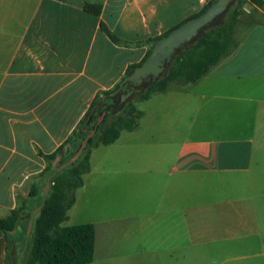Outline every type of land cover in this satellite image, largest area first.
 Here are the masks:
<instances>
[{"label": "crops", "instance_id": "0c3cea01", "mask_svg": "<svg viewBox=\"0 0 264 264\" xmlns=\"http://www.w3.org/2000/svg\"><path fill=\"white\" fill-rule=\"evenodd\" d=\"M84 1L100 3V14L86 12ZM207 1L0 0V217L20 208L13 237L37 210L31 212L44 195L46 170L69 150L47 156L78 128L92 100H112L108 94L150 40ZM235 38L234 50L194 84L170 83L165 98L143 99L147 107L133 129L99 152L101 145L91 149L89 171L76 189L103 183L106 200L120 195L123 209L107 213L105 227L87 221L94 251L85 264L101 260L102 247L118 242L119 232L121 263L176 264L178 247H185L177 229L187 227L189 216L207 217L208 205L225 220L218 224L223 239L254 237L255 245L249 243L263 249L254 255L261 261L242 264H264V18L243 12ZM5 244L0 232V264Z\"/></svg>", "mask_w": 264, "mask_h": 264}, {"label": "trees", "instance_id": "16d2710c", "mask_svg": "<svg viewBox=\"0 0 264 264\" xmlns=\"http://www.w3.org/2000/svg\"><path fill=\"white\" fill-rule=\"evenodd\" d=\"M213 1L208 0L196 14L205 10ZM245 4L251 5L252 18L257 20L264 18V0H233L220 22L204 30L191 45L179 50L170 62L166 74L144 86L134 99L125 101L104 99V104L98 102V96L92 100L79 124L80 126L88 116L87 131H80L78 126L69 138L47 156L48 159L55 158L67 148L69 154L60 158L57 165L59 166L72 156L89 130L96 128L95 133L88 139L86 146L73 163L59 171H55L57 166L46 170L49 178L48 191L45 195L41 192L31 212L36 208L37 210L27 215L18 238L13 237L11 233L19 224L20 208L13 209L5 217H0V232L6 239L4 264H16L20 252H22L20 264H85L92 260L93 225L89 222L64 225V221L67 220L66 212L75 201L74 192L83 184L82 175L89 171L91 149L112 143L122 130H131L136 126L143 111L134 106L133 100L147 99L154 92H164L170 83L182 88L194 84L210 67L229 55L237 46L235 32ZM101 8L100 3L84 1L83 4V9L95 16L100 14ZM99 27L112 41H119L103 21L99 22ZM158 38L151 39V44ZM150 48L139 62L128 66L125 76L144 60ZM103 111L105 115L99 124H96L97 117ZM29 219L32 220L31 230L26 236Z\"/></svg>", "mask_w": 264, "mask_h": 264}, {"label": "rangeland", "instance_id": "374dc122", "mask_svg": "<svg viewBox=\"0 0 264 264\" xmlns=\"http://www.w3.org/2000/svg\"><path fill=\"white\" fill-rule=\"evenodd\" d=\"M243 7V12H251V5L245 4ZM149 98L165 97L163 92H154ZM133 104L139 110L147 107V104L143 102V100H133ZM101 150H103V146L99 147L97 152ZM96 156L97 154L94 155V157ZM86 181H88L87 178ZM213 185L214 184H210L208 187H212ZM216 190L221 191L220 186L216 187ZM121 192L123 191H120L119 194H121ZM75 193L77 195V203L67 211L69 218L64 224H68V222L76 224L85 221H96L100 222L99 226L105 227L102 221L105 220L106 214L116 215L118 211L123 209V202L120 195L116 198L113 197L106 200L103 183L95 188L88 185L84 190L76 189ZM210 199L214 198L211 197ZM144 208L146 209V206ZM205 209H208L207 217H202L200 213H197L198 216H189L187 220L189 224L187 227L177 229V243L178 245L185 243V247H178V261L176 264H219V261L223 259L224 261L220 264H242L261 261V256L254 255L257 251L261 253L263 249L258 245L254 247L249 243L251 242L254 244L252 241L254 237H248L242 240H237V238L236 240L223 239L224 233L218 228V224L225 223V220L217 217L216 212L219 209L216 205H208ZM178 218H180L179 214ZM116 240L118 242L114 244L113 242H107V245L102 247L101 260L98 259L96 264H123L120 260V232ZM182 254H186V256L189 257L187 260L191 262L181 263L182 260L179 256ZM243 255L249 256L242 257ZM114 256L119 257L115 260H108L109 257L112 258Z\"/></svg>", "mask_w": 264, "mask_h": 264}, {"label": "water", "instance_id": "95a60500", "mask_svg": "<svg viewBox=\"0 0 264 264\" xmlns=\"http://www.w3.org/2000/svg\"><path fill=\"white\" fill-rule=\"evenodd\" d=\"M233 0H214L208 5L205 10L187 18L177 26L171 28L166 34L160 36L151 46L149 53L144 60L137 66H135L130 73H128L117 87L111 91L108 96L119 95V101L126 99H133L136 94L144 88L147 84L156 81L163 77L167 68L172 61L175 54L184 47L191 45L204 30L211 26L217 25L223 14L228 10ZM127 83L132 85V89L127 92H121L122 87ZM104 96L99 98L98 102L104 104ZM105 115V111L99 115L96 124ZM89 117L87 116L81 123L80 131H87V123ZM96 128L89 130L84 138L81 140L78 148L72 154V156L66 161L61 163L55 168V171H59L63 167L73 163L81 154L82 149L86 146L89 138L93 136ZM49 188V178L44 186V195ZM32 220L29 219L26 227V236L29 235L31 230ZM22 252H20L16 264H20Z\"/></svg>", "mask_w": 264, "mask_h": 264}, {"label": "flooded vegetation", "instance_id": "af4514ba", "mask_svg": "<svg viewBox=\"0 0 264 264\" xmlns=\"http://www.w3.org/2000/svg\"><path fill=\"white\" fill-rule=\"evenodd\" d=\"M126 87H127V89H126V90H124V92H127L128 90L132 89V85H131V84H129V83L127 84V86H126ZM111 98H113V99H115V100H116L117 98H120V96L115 94V95L111 96Z\"/></svg>", "mask_w": 264, "mask_h": 264}, {"label": "built area", "instance_id": "2783aa9c", "mask_svg": "<svg viewBox=\"0 0 264 264\" xmlns=\"http://www.w3.org/2000/svg\"><path fill=\"white\" fill-rule=\"evenodd\" d=\"M244 8V7H243Z\"/></svg>", "mask_w": 264, "mask_h": 264}]
</instances>
